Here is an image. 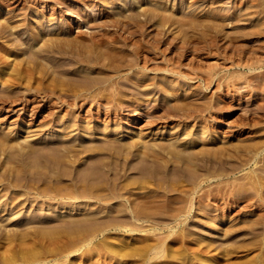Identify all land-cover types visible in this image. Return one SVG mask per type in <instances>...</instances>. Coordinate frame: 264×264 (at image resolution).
Listing matches in <instances>:
<instances>
[{
	"label": "rangeland",
	"instance_id": "374dc122",
	"mask_svg": "<svg viewBox=\"0 0 264 264\" xmlns=\"http://www.w3.org/2000/svg\"><path fill=\"white\" fill-rule=\"evenodd\" d=\"M10 1L0 0V25L1 22L9 20L8 22L12 23L9 24L14 26L11 32L13 35L6 33L5 39H0V61L2 60V63L0 62V264H6L11 260V264H207L209 254L215 256L213 262L216 264H222V261L224 264L225 262L235 264L236 260V264H238V262L254 258L257 249L245 251L241 248L235 250L229 248L225 252L224 248L228 249L235 240L233 238L232 243L228 244V234L226 235L224 230L234 224L236 228L235 226L233 228L238 230L242 219L244 221L252 217L250 220H256L257 216L251 210L256 209L257 206L253 205L240 212L235 210V212L228 213L226 223L224 222L225 227L218 221L219 215L221 212H225V208L230 206V203L225 204L222 200L219 201L218 196L213 200L207 199L204 203L199 195L211 184L213 191L219 189L218 182L223 178L232 180L235 177L237 181H234V184L239 181L242 183L243 181L238 175L244 176L255 167H258L255 169L258 172L259 166H264L262 162V160L264 161V0ZM15 37L20 39L19 43L16 42L17 44L13 42ZM53 40H55L54 45L51 42ZM90 40L98 41L99 45L94 46ZM47 43L48 47H53L48 48ZM57 43L58 45L55 46ZM36 48L42 51L38 52ZM67 48H69L68 51ZM59 49H62V52ZM70 50L74 52L73 57L78 55L76 60L75 58L74 60L67 59ZM63 52L64 54H62ZM75 54L77 55L75 56ZM36 57H39L38 60ZM86 57L87 59L89 57L90 60L87 61ZM82 58L85 60L80 61ZM91 58H94L93 61L95 59L97 61L93 62ZM62 64L67 65L63 67ZM250 65L255 67L252 66V69H249ZM28 69L29 71H27ZM51 69L53 71L50 72ZM57 73L63 74V76L54 75ZM69 75L71 76L69 77ZM120 76H122L121 79ZM90 80L91 82H89ZM122 86H125L124 90ZM127 86L128 88H126ZM73 91L87 95L100 92L101 98L97 103H86L80 109L59 108L60 100H72ZM121 91L123 92L121 93ZM60 96L62 97L60 98ZM108 96L109 98H107ZM111 106L116 109L114 108L111 112L105 111ZM252 120L253 122H251ZM183 132H187L188 135ZM78 138L80 140H77ZM196 138H200V140ZM114 139H119V143L136 140L135 142L139 143L138 146L142 145V142H144L142 146H149L148 144L152 142L151 146H154L155 142L162 146L164 142L166 147L172 145L169 149L175 147L173 148L175 151L170 150V157L169 154H163L160 158L162 160L158 159L157 161V165L161 163L164 165L162 161L168 157L169 159H167L170 161L167 162L166 168L170 169L174 166L173 175L169 171L171 174L168 176L171 178L170 183L167 178L157 190L132 189V192L137 195L138 200H136L139 204L140 200L144 198L148 200V197L152 198L151 200L154 198L160 200L157 204V200L154 199L155 206L154 204L152 206L154 211L150 210L152 207L146 209L148 212H153L152 214L156 215V218L150 216L154 220L149 219L151 222L143 223L144 231L142 232L123 234L113 231V233H108L107 228L110 227L105 226L112 223L113 216H116L110 210L114 206L117 208L119 201L116 202L108 197L99 203L94 199L81 196L83 190L88 191L84 189L88 184L82 179L87 174L84 168L93 163V160L96 163L101 159L95 152L101 144H103L101 147L103 150L109 149L113 144L117 145L115 143L118 141H114ZM161 139L162 141H160ZM166 139L173 142L174 145L167 143ZM70 141L71 143H69ZM110 141H113V144ZM64 142L69 143L68 145L71 147L73 145L74 149L78 147L76 150H80L84 146L94 147L95 150L93 149V153L78 154V157H75L74 166L69 169L68 158L63 156L62 152L60 153V150L64 148L61 149ZM124 142L122 144H125ZM65 143L63 146H67ZM119 143L118 145H120ZM54 144L56 147H52ZM93 145H96L97 148ZM252 145L254 146L253 150ZM48 146L54 149L50 150ZM201 146L205 149H201ZM239 148L241 149L239 150ZM243 148L248 149V155L246 149L243 153ZM255 148L256 150H254ZM100 149L99 151L102 152ZM217 149L222 152L221 155H218ZM211 150L216 154L214 155ZM200 151L201 153H198ZM249 151L254 152L252 154ZM106 152L108 151L106 150ZM106 152L103 151L100 157L103 160L108 158L107 160L112 162L113 159L106 156ZM207 152L210 154L206 156ZM230 153L234 155H230ZM135 154L134 159L130 155L127 156L129 164L132 166L139 164L141 155ZM184 155H186V159ZM190 155L191 158L194 157L193 160L190 159ZM200 155L213 156L211 157L212 163L215 164L209 162L208 164L211 166L207 165L206 169L202 168L199 165L202 163L199 161ZM222 155L225 159L221 157ZM244 155L248 156L246 158L249 161L245 160ZM198 156V161H196L195 157ZM214 156H220L221 163L224 165L215 160ZM239 157L246 163L240 161ZM120 159L122 160V158ZM171 159H175V161ZM220 159L218 158V160ZM225 161L229 163L230 167L226 165ZM229 161L234 165L231 166ZM182 162H186V164L181 165L184 164ZM235 164L237 166L239 164V167ZM176 166H182L184 170L178 171ZM216 166L218 170L214 171ZM223 166L229 171L224 169L227 171L224 172ZM231 167L234 169L230 170ZM81 170L85 173L80 172ZM176 170L179 172L178 176ZM189 172H192L190 176ZM214 172L216 173L214 174ZM180 173L182 174L180 175ZM230 173L233 174L230 175ZM136 174L138 173L131 174V178L138 177L139 174ZM79 175L82 180L77 179L80 177ZM148 175L145 174L147 177L143 178V176L142 178L146 180L154 178ZM159 176L162 178V175ZM73 177L76 179L73 180ZM211 177L212 180L207 182ZM78 180H81V185ZM148 180L147 186L155 184L153 180ZM214 181L216 183H213ZM177 184L180 188L177 187ZM217 184L219 186L216 188ZM168 187L171 189L168 190ZM189 187L191 188L189 189ZM245 187L246 191L235 190L240 201L244 200L243 197L247 191L249 193L252 191L249 185ZM70 188H72V192ZM262 188L261 190H263ZM67 189H69L68 192ZM70 192L74 194L73 197ZM235 192L234 194H236ZM154 195L156 196L154 197ZM184 201L186 203L181 204ZM159 205L166 209H162ZM257 208L259 209L261 206L258 205ZM160 209L164 211V214H160L161 216L158 217L160 212L163 213ZM109 214H113V216ZM85 215L88 217L86 218ZM166 215L168 217L165 218ZM109 216L113 219L110 220ZM88 219H94V221L98 219L99 222L98 220L95 223H93L94 221L89 222ZM86 220L90 224L91 222L95 224V227L90 229L91 225ZM100 223L105 224L101 225ZM153 225L160 226L159 228L162 229L154 231L151 228ZM169 226L173 227L172 230L167 228ZM101 227L103 228L100 229ZM239 228H244V225L242 224ZM186 233H189L190 237ZM172 235L174 236L172 237ZM245 237L244 241L246 242L243 244L256 243L252 240L254 237ZM89 239L91 241L87 243ZM237 239L236 243L240 240ZM250 239L252 242L248 241ZM205 240L207 241L205 242ZM49 241L53 242L50 244ZM142 241L143 243L139 244ZM217 241H221V244L223 242V246ZM207 242H210L209 246ZM154 243L160 244V248L163 249H152ZM131 244L133 245L131 246ZM206 246L209 247L206 248L207 250H205ZM99 247L100 249H98ZM222 247L223 252L220 249ZM216 249L218 250L216 251ZM63 250L65 251L63 252ZM159 250L162 252L160 251L159 255L158 253L156 255L155 252ZM208 250L209 253H207Z\"/></svg>",
	"mask_w": 264,
	"mask_h": 264
},
{
	"label": "bare ground",
	"instance_id": "6f19581e",
	"mask_svg": "<svg viewBox=\"0 0 264 264\" xmlns=\"http://www.w3.org/2000/svg\"><path fill=\"white\" fill-rule=\"evenodd\" d=\"M10 0H5V2H9ZM13 1V0H12ZM2 2H4V1H2ZM11 2V1H10ZM17 2V1H16ZM58 2V1H57ZM60 2V1H59ZM138 2V1H137ZM21 3V2H20ZM5 4V3H4ZM10 4V3H9ZM61 4V3H60ZM258 5V4H257ZM259 6V5H258ZM74 9V8H73ZM214 20V19H213ZM9 21V20H8ZM8 21H4V23H2L1 22V25H0V39L1 38H4L6 35V33L8 34H11V32H12V28L14 27V26H11L10 24H12V23H10V22H8ZM217 21V20H216ZM220 22H222V21H220ZM10 23V24H9ZM214 23V22H213ZM22 24V23H21ZM222 24V23H221ZM19 26V25H18ZM17 26V27H18ZM16 27V26H15ZM69 32V31H68ZM14 34H16V33H14ZM67 34V33H66ZM5 35V36H4ZM11 35H13V34H11ZM22 35V34H21ZM40 36V35H39ZM8 37V36H7ZM22 37V36H21ZM44 37V36H43ZM17 37H15L14 38V40H16V41H14L13 40V42L14 43H16V42H18L19 40H18V38L16 39ZM41 38V37H40ZM94 38V37H93ZM96 38V37H95ZM94 38V39H95ZM5 39V38H4ZM3 40V39H2ZM1 40V41H2ZM23 40V39H22ZM75 40V39H74ZM100 40V39H99ZM101 40H103V39H101ZM10 41V40H9ZM47 41V40H46ZM55 40H53V41H51V42H53L52 44L54 45V42ZM76 41V40H75ZM213 41V40H212ZM5 42V41H4ZM29 42V41H28ZM32 42V41H31ZM37 42V41H36ZM61 42V41H60ZM66 42V41H65ZM90 42H91V44H93L94 46L95 45H99L98 44V41H95V40H90ZM113 42V41H112ZM10 43V42H9ZM12 43V42H11ZM19 43V42H18ZM21 43V42H20ZM59 43V42H58ZM58 43L57 44H55V46H57L58 45ZM62 44H63V42H61ZM61 43H60V45H61ZM103 43H104V41H103ZM6 44H7V42H6ZM17 44V43H16ZM22 44V43H21ZM30 44V43H29ZM72 44H74V43H72ZM102 44V43H101ZM9 45V44H8ZM45 45V44H44ZM75 45V44H74ZM93 45H90V46H93ZM211 45V44H210ZM54 46V47H55ZM103 46V45H102ZM138 46V45H137ZM11 47V46H10ZM13 47H15V46H13ZM33 47V46H32ZM47 47H48V43H47ZM47 47L45 46V48L47 49ZM50 47V46H49ZM48 47V48H49ZM53 47V46H52ZM52 47H50V48H52ZM60 48H61V46H59ZM59 47H57V48H59ZM66 47V46H65ZM75 47V46H74ZM85 47V46H84ZM98 47V46H97ZM104 47V46H103ZM1 48V47H0ZM56 48V49H57ZM63 48V47H62ZM73 48V47H72ZM80 48V47H79ZM87 48V47H86ZM99 48V47H98ZM105 48H106V46H105ZM107 48H109V47H107ZM15 49V48H14ZM14 49H12V50H14ZM37 49V48H36ZM63 49H66V48H63ZM68 49L69 48H67V51H68ZM89 49V48H88ZM104 49V48H103ZM110 49H111V46H110ZM140 49V48H139ZM33 50V49H32ZM38 50V49H37ZM40 50V49H39ZM38 50V52H40V51H42V50H40L39 51ZM44 50V49H43ZM49 50V49H48ZM58 50V49H57ZM59 50H61V52H62V49H59ZM77 50V49H76ZM75 50V51H76ZM85 50V49H84ZM87 50V49H86ZM96 50V49H95ZM107 50H109V49H107ZM106 50V51H107ZM36 51V50H35ZM78 51V50H77ZM87 51H89V50H87ZM33 52V51H32ZM51 52V51H50ZM54 52H56V51H54ZM54 52H52L53 54H54ZM60 52V51H59ZM70 52H72V53H70ZM70 52L67 54V59H69V60H74V58H75V60H76V57L78 56L77 54H75V56L76 57H73L74 55H73V50H70ZM79 52V51H78ZM103 52V51H102ZM101 52V53H102ZM135 52V51H134ZM1 53V52H0ZM36 53V52H35ZM45 53V52H44ZM47 53V52H46ZM58 53V52H57ZM79 53H81V52H79ZM82 53H83V51H82ZM85 53H88V52H85ZM94 53V52H93ZM39 54V53H38ZM62 54H64V52L62 53ZM90 54H91V52H90ZM103 54V53H102ZM101 54V55H102ZM8 55V54H7ZM35 55H37V54H35ZM42 55V54H41ZM43 55H45V54H43ZM49 55V54H48ZM56 55V54H55ZM83 55V54H82ZM87 55V54H86ZM4 56V55H3ZM34 56V55H33ZM80 56V55H79ZM85 56V55H84ZM91 56V55H90ZM89 56V57H90ZM103 56V55H102ZM1 57V56H0ZM5 57V56H4ZM41 57V56H40ZM81 57V56H80ZM79 57V58H80ZM83 57V56H82ZM88 57V59L90 60V58ZM101 57V56H100ZM3 58V57H2ZM9 58V57H8ZM8 58L6 59V60H8ZM32 58V57H31ZM37 58V57H36ZM39 58V57H38ZM38 58H37V60H38ZM50 58V57H49ZM48 58V59H49ZM61 58V57H60ZM79 58H77L78 60H79ZM83 58H85V57H83ZM83 58L82 59H80V61L81 60H83ZM95 58V57H94ZM94 58H91L92 59V61H93V59ZM5 59H3V60H5ZM58 59V58H57ZM88 59H87V57H86V60L88 61ZM35 60V59H34ZM85 60V59H84ZM83 60V61H84ZM100 60V58L98 59V61ZM145 60V59H144ZM2 61V60H1ZM0 61V62H1ZM82 61V62H83ZM94 61H97V59H95ZM93 61V62H94ZM147 61V60H146ZM36 62V61H35ZM48 62V61H47ZM2 63V62H1ZM8 63H9V61H8ZM61 63V62H60ZM90 63V62H89ZM35 64V63H34ZM50 64V63H49ZM75 64V63H74ZM253 64V63H252ZM13 65V64H12ZM52 65V64H51ZM55 65V64H54ZM53 65V66H54ZM60 65V64H59ZM67 65V64H66ZM66 65H63L62 64V66L63 67H65ZM71 65H73L72 63H71ZM243 65V64H242ZM248 65V64H247ZM11 66V65H10ZM23 66V65H22ZM50 66V65H49ZM246 66V65H245ZM252 66H254V65H252ZM252 66L250 65L248 68L249 69H252ZM12 67V66H11ZM46 67V66H45ZM51 67V66H50ZM71 67V66H70ZM247 67V66H246ZM255 67V66H254ZM13 68V67H12ZM28 68V67H27ZM26 68V69H27ZM47 68V67H46ZM45 68V69H46ZM52 68V67H51ZM17 69V68H16ZM20 69H22V68H20ZM25 69V70H26ZM48 69V68H47ZM50 69V68H49ZM53 69V68H52ZM50 70V72L51 71H53V70ZM56 69V68H55ZM24 70V71H25ZM57 70H58V68H57ZM57 70H55V71H57ZM9 71V70H8ZM27 71H29V69L27 70ZM31 71V70H30ZM23 72V71H22ZM32 72V71H31ZM49 72V71H48ZM59 72V71H58ZM27 73V72H26ZM46 74H47V72H46ZM53 74V73H52ZM58 74H60V73H57V74H54V75H58ZM69 74V73H68ZM67 74V75H68ZM77 74V73H76ZM106 74V73H105ZM61 75V74H60ZM65 75V74H64ZM67 75H65V76H67ZM82 75V74H81ZM80 75V76H81ZM5 76V75H4ZM10 76V75H9ZM25 76H27V75H25ZM29 76H30V74H29ZM59 76V75H58ZM61 76H63V74L61 75ZM71 75H69V77H70ZM78 76V75H77ZM102 76V75H101ZM104 76H106V75H104ZM103 76V77H104ZM6 77V76H5ZM4 77V78H5ZM12 77V76H11ZM79 77V76H78ZM83 77V76H82ZM109 77V76H108ZM121 77L122 76H120V79H121ZM3 78V79H4ZM75 78H76V75H75ZM107 78V77H106ZM1 79V78H0ZM12 79V78H11ZM116 79V78H115ZM13 81H14V79H12ZM85 80V79H84ZM106 80V79H105ZM119 80V79H118ZM117 80V81H118ZM208 80V79H207ZM259 80V79H258ZM4 81V80H3ZM74 81H76V80H74ZM102 81V80H101ZM113 81V80H112ZM121 81V80H120ZM206 81V80H205ZM86 82V81H85ZM89 82H91V80L89 81ZM93 82V81H92ZM95 82V81H94ZM99 82H100V80H99ZM98 82V83H99ZM103 82V81H102ZM101 82V83H102ZM146 82H149V81H146ZM83 83V82H82ZM121 83V82H120ZM126 83V82H125ZM83 84H85V83H83ZM115 84V83H114ZM82 85V84H81ZM119 85H121V84H119ZM118 85V86H119ZM124 85V84H123ZM143 85V84H142ZM148 85V84H147ZM250 85V84H249ZM249 85H248V88H249ZM256 85V84H255ZM83 86V85H82ZM109 86H111V87H113L112 85H109ZM129 86V85H128ZM128 86L126 87V88H128ZM134 86H136V85H134ZM141 86V85H140ZM145 86V85H144ZM149 86V85H148ZM251 86V85H250ZM108 87V86H107ZM116 87V86H115ZM123 87V90H124V87L125 86H122ZM152 87V86H151ZM100 88V87H99ZM110 88V87H109ZM125 88V89H126ZM145 88V87H144ZM149 88V87H148ZM163 88H166V87H163ZM253 88V87H252ZM87 89V88H86ZM161 89V88H160ZM76 90V89H75ZM84 90V89H83ZM100 90V89H99ZM102 90V89H101ZM108 90V89H107ZM120 90V89H119ZM118 90V91H119ZM128 90V89H127ZM130 90V89H129ZM164 89H162V91H163ZM8 91V90H7ZM6 91V92H7ZM10 91V90H9ZM8 91V92H9ZM77 91V90H76ZM94 91V90H93ZM109 91V90H108ZM113 91V90H112ZM165 91V90H164ZM167 91V90H166ZM169 91V90H168ZM102 92L104 93V91L102 90ZM116 92V91H115ZM120 92V91H119ZM123 91H121V93H122ZM132 92V91H131ZM150 92H152V91H150ZM14 93V92H13ZM73 93H74V91H73ZM91 93H93V92H91ZM100 93V92H99ZM99 93H97V94H79V93H74L72 96V100H68L67 101V99L65 100V101H63V100H60L59 101V103H60V105L58 106L59 108L60 107H70L71 109H73V108H75V109H80L84 104H86V103H89V104H91V103H97V101H99L100 100V95H99ZM121 93H120V96H121ZM139 93H140V91H139ZM165 93V92H164ZM163 93V94H164ZM119 94V93H118ZM144 94H145V92H144ZM147 94H148V92H147ZM168 94V93H167ZM171 94V93H170ZM9 95H10V93H9ZM8 95V96H9ZM60 95H62V94H60ZM99 95V96H98ZM102 95H104V94H102ZM117 95V94H116ZM124 95V94H123ZM139 95V94H138ZM7 96V97H8ZM11 96V95H10ZM106 96H107V93H106ZM105 96V97H106ZM141 96V95H140ZM145 96V95H144ZM6 97V96H5ZM62 96H60V98H61ZM122 97H124V96H122ZM134 97V96H133ZM136 97V96H135ZM59 98V97H58ZM107 98H109V96L107 97ZM4 98H2V100H3ZM11 99H13V98H11ZM69 99V98H68ZM137 99V98H136ZM140 99V98H139ZM7 100H9L8 98H7ZM6 100V101H7ZM56 100V99H55ZM141 100V99H140ZM140 100H139V102H140ZM4 101H5V99H4ZM10 101V100H9ZM67 101V102H66ZM138 101V100H137ZM58 102V101H57ZM115 105V104H114ZM44 106V105H43ZM44 108V107H43ZM102 108V107H101ZM115 107H109L108 109H105V111H107V112H111L113 109H114ZM52 109V108H51ZM116 109V108H115ZM124 109V108H123ZM220 109V108H219ZM109 110V111H108ZM166 110V109H165ZM104 111V112H105ZM50 112V111H49ZM87 112V111H86ZM103 112V113H104ZM140 112V111H139ZM48 113V112H47ZM165 113H166V111H165ZM169 113V112H168ZM49 115H50V113H48ZM89 114V113H88ZM264 114V113H263ZM264 116V115H263ZM63 117V116H62ZM185 117V116H184ZM188 117V116H187ZM264 118V117H263ZM62 119V118H61ZM252 119H253V117H252ZM60 121V120H59ZM259 121V120H258ZM251 122H253V120L251 121ZM255 122H257V121H255ZM249 123H250V121H249ZM259 123V122H258ZM253 124H255V123H253ZM257 124V123H256ZM59 125V124H58ZM244 125V124H243ZM249 125V124H248ZM66 130V129H65ZM191 130V129H190ZM71 132V131H70ZM80 132V131H79ZM184 134H186L185 132H183ZM85 134V133H84ZM183 135V134H182ZM186 135H188V134H186ZM86 136V135H85ZM136 136H139V135H136ZM89 137V136H88ZM201 137V136H200ZM60 138H61V136H60ZM105 138V137H104ZM71 139V138H70ZM107 139V138H106ZM137 139H138V137H137ZM197 139V138H196ZM76 140V139H75ZM77 140H80L79 138L77 139ZM113 140V139H112ZM117 140V139H116ZM115 139H114V141H116ZM119 140V139H118ZM117 140V141H118ZM133 140H135V139H133ZM197 140H200V138L199 139H197ZM72 141H73V139H72ZM136 141V140H135ZM129 142V141H127L128 143H125L124 141V143L125 144H122V143H119V141H118V143L120 144V145H118V143H115V144H117V145H114L113 144V141H110V143L112 142V144H113V146L111 147L110 146V148L109 149H106L108 152H106V150H103V148H101V147H103V144H101V146L99 147V149L100 150H102V152L103 151H105L106 152V156H108L109 158H111V159H113V160H111L112 162H109L107 159L108 158H106L105 160H103L102 159V157H100L102 154V152L101 151H99V149H97L95 152H97V154H99V161H96V163H95V160H93L94 162L93 163H90L86 168H84V171L87 173V174H85V177L84 178H82L85 182H87V187L86 188H84V189H87L88 191H84L83 189V191H82V193H81V196H84V197H88V198H90V199H94L96 202H101V200L102 199H104V198H110V199H112V200H116V202L117 201H119V202H117V208H115V206H114V208H112L110 211H111V213L112 212H114L115 214H116V216L114 217L113 216V214L111 215V214H109V215H111V216H113V218H110V216H109V219L111 220V219H113L112 220V223H107V224H109V225H106L105 227H107V226H109L110 228H107L108 230H107V232L108 233H113V231H115L116 233H118V232H120V233H123V234H125V233H128V234H131V233H133V232H136V231H144L143 229H142V225H143V223H146V222H151L149 219H152V220H154V218H152V217H150V216H153V217H155L156 218V215H153L152 213L153 212H148L147 210L149 209V208H151L152 206H153V204L155 203L154 201L155 200H157L158 198H154L153 200H151V199H149V197H148V200L147 199H145L144 197V199L143 200H140V204H139V202L137 201L138 199L136 198V194L134 193V192H132L133 190V188H141V190H142V188H148V189H151V190H157V188H159V186H160V184H161V186H162V182H164L165 183V180H167V178H169L168 176L169 175H171V174H169V171H170V173H172V175H173V173H174V166L173 167H170V169L169 168H166V166H167V162L168 161H170V160H168L167 158H166V160L165 161H162V162H164V165L162 164H158L157 165V161H158V159H160L161 157H162V155L164 154V155H166V154H169L168 156L170 157V150H172L173 148H175V147H172V149H169V147L171 148V146L172 145H170V146H168L167 145V143H171V141L169 142L167 139H166V141H168L167 143H166V145L168 146V147H166L165 145H164V142H163V145L165 146H160V143L159 144H153L154 146H151L152 145V143L151 144H148L149 146H142V145H144V142H142V145H140V146H138V142ZM158 141V140H157ZM160 141H162V139L160 140ZM57 142V141H56ZM86 142V141H85ZM88 142V141H87ZM86 142V143H87ZM147 142V141H146ZM61 143V142H60ZM65 143V142H64ZM64 143H62V145H61V149H62V147H64L62 150H60V153L62 152L64 155L63 156H65V157H67L68 159V163L69 164H67L68 165V168L69 167H71L72 168V166H74V162L76 161L75 160V157L78 155V154H83V153H89V152H91V153H93L94 152V147H83V145H82V149H80V150H76V149H78V147L76 148V149H74V148H72V147H74L73 145H72V147L70 146V145H68L69 143H71V141L68 143V144H66L67 146H63V144ZM104 143V142H103ZM106 143V142H105ZM108 143V142H107ZM106 143V144H107ZM110 143H108V144H110ZM258 143H260L259 141H258ZM74 144V143H73ZM78 144H79V141H78ZM81 144V143H80ZM105 144V145H106ZM141 144V143H140ZM161 144H162V142H161ZM171 144H173V142L171 143ZM264 144V143H263ZM56 145H58V144H56ZM84 145H85V143H84ZM89 145H90V142H89ZM88 145V146H89ZM105 145H104V147H105ZM145 145H147L146 143H145ZM159 145V146H158ZM174 145V144H173ZM219 145V144H218ZM218 145H216V146H218ZM87 146V145H86ZM92 146V145H91ZM93 146H96V145H93ZM109 146V145H108ZM210 146V145H209ZM208 146V147H209ZM214 146V145H213ZM253 146V145H252ZM258 146V145H257ZM261 146V145H260ZM49 147V146H48ZM52 147H56L55 146V144H54V146H52ZM66 147V148H65ZM207 147V146H206ZM236 147V146H235ZM243 147V146H242ZM50 148V150H53V149H51V146L49 147ZM60 148V146L57 148V150ZM79 148H81V147H79ZM96 148H97V146H96ZM182 148V147H181ZM184 148V147H183ZM202 148H204V147H202L201 146V149ZM215 148V147H214ZM220 148V147H219ZM247 148V147H246ZM246 148H243V153H244V149H246ZM253 148H254V146L252 147V150H253ZM94 149V150H93ZM205 149V148H204ZM210 149V148H209ZM221 149V148H220ZM241 148H239V150H240ZM23 150V149H22ZM27 150H29V149H27ZM174 150V149H173ZM181 150V149H180ZM222 150V149H221ZM235 150H237V149H235ZM247 151V155H248V149H246ZM254 150H256V148L254 149ZM258 150V149H257ZM262 150V149H261ZM260 150V151H261ZM100 153H99V152ZM175 151V150H174ZM186 151H187V149H186ZM190 151V150H189ZM212 151V150H211ZM215 151V150H214ZM217 151H218V149H217ZM216 151V152H217ZM227 152H228V150H226ZM226 151H224V153L226 152ZM242 151V150H241ZM259 151V152H260ZM58 152H59V150H58ZM138 153V156L139 155H141V156H139L140 157V159H139V164H137V165H135V166H132V165H130L129 164V159L127 158V156L128 155H130L131 156V158L133 157V159L135 158V156H136V154L135 153ZM188 152V151H187ZM213 152V151H212ZM235 152V151H234ZM254 152V151H253ZM253 152L252 151H249V153H252L253 154ZM57 153V152H56ZM140 153V154H139ZM174 153V152H173ZM181 153H182V150H181ZM186 153V152H185ZM190 153H192V152H190ZM198 153H201V151L200 152H198ZM214 153V155L216 154L215 152H213ZM213 153H211V154H213ZM261 153V152H260ZM259 153V154H260ZM59 154V153H58ZM184 154V153H183ZM189 154V153H188ZM194 154V153H193ZM208 154H210V153H208L207 152V154H206V156L208 155ZM222 154V152L220 151H218V155H221ZM233 154V153H232ZM231 153H230V155H232ZM238 154V153H237ZM264 154V153H263ZM262 154V155H263ZM61 155V154H60ZM89 155V154H88ZM94 155H95V153H94ZM93 155V156H94ZM104 155V154H103ZM195 155V154H194ZM193 155V156H194ZM198 155V154H197ZM225 155H227V153H225ZM234 155V154H233ZM239 155V154H238ZM250 155V154H249ZM84 156H86V155H84ZM97 156V155H96ZM95 156V157H96ZM105 156V155H104ZM185 156V159H186V155H184ZM196 156V155H195ZM201 156V158H200V160L199 161H201L202 163H204L203 164V166H202V163L200 164L199 163V165L202 167V168H204L205 167V169H206V167H207V165H210L211 166V164H213L212 163V158L211 157H213V156H211V157H206L205 155H200ZM202 156H204V157H202ZM236 156V155H235ZM234 156V157H235ZM240 156V155H239ZM242 156V155H241ZM251 156V155H250ZM61 157H62V155H61ZM78 157V156H77ZM95 157H94V159H95ZM98 157V156H97ZM190 157V159H192L193 160V158L194 157H192L191 158V155L189 156ZM222 158H224L225 159V157H224V155H222L221 156ZM228 157V156H227ZM231 157V156H230ZM238 157V156H237ZM236 157V158H237ZM244 157H245V155H244ZM246 157H248V156H246ZM245 157V160L246 159H248V158H246ZM255 157H256V155H255ZM120 158H122V160L120 159ZM130 158V159H131ZM172 158V157H171ZM187 158H188V156H187ZM196 159V161H198V158H199V156L198 157H195ZM218 158L220 159V156H218V157H215L214 156V159L215 160H217V161H219L220 163L222 162L221 160L222 159H220V160H218ZM240 158V157H239ZM242 158H243V156H242ZM251 158V157H250ZM259 158V157H258ZM261 158V157H260ZM77 159V158H76ZM83 159V158H82ZM93 159V158H92ZM97 159V158H96ZM184 158H183V160H185ZM223 159V160H224ZM235 159V158H234ZM10 160V159H9ZM98 160V159H97ZM108 162H107V161ZM160 160H162V159H160ZM172 161L174 160L175 161V159H171ZM211 160V161H210ZM237 160H238V158H237ZM259 160V159H258ZM82 161V160H81ZM132 161H134L135 162V160H132ZM176 161H177V159H176ZM217 161H215V162H217ZM240 161H243V160H241V158H240ZM246 161H249V159L248 160H246ZM246 161L244 162L243 161V163H246ZM63 162H64V160H63ZM158 162V163H159ZM186 162H187V160H186ZM186 162L184 163V162H182V163H184V164H181V165H185L186 164ZM189 162V161H188ZM211 163V164H208V163ZM218 162V163H219ZM225 162H227V161H225ZM230 162V164H231V161H229ZM261 162V161H260ZM259 162V163H260ZM262 162H263V164H264V161L262 160ZM80 163V162H79ZM178 163V162H177ZM196 163V162H195ZM233 163H235V162H233ZM242 163V162H241ZM242 163V164H243ZM248 163V162H247ZM250 163V162H249ZM248 163V164H249ZM88 164V163H87ZM131 164H133V163H131ZM172 164H173V162H172ZM171 164V165H172ZM198 164V163H197ZM215 164V163H214ZM222 164V163H221ZM236 164H237V162H236ZM235 164V165H236ZM248 164H246V165H248ZM67 165H66V167H67ZM85 166H86V164H84ZM134 165V164H133ZM161 165V166H160ZM175 165V164H174ZM198 165V166H199ZM222 165H224V164H222ZM226 165L227 166H229V163L227 162L226 163ZM232 165H234V164H231V166ZM244 166H245V164H243ZM253 165V164H252ZM62 166H63V164H62ZM199 166V167H200ZM209 166V167H210ZM218 166V165H217ZM216 166V169H214V171L215 170H218L217 168L220 166H218L217 167ZM237 166V165H236ZM236 166H234V167H236ZM255 166V165H254ZM257 166H258V164H257ZM84 167V166H83ZM194 167H195V165H194ZM201 167L199 168V169H201ZM208 167V168H209ZM215 167V166H214ZM224 168H223V170L224 169H226V167L225 166H223ZM230 167V166H229ZM234 167H233V169H234ZM237 167H239V164H238V166ZM260 167H261V169H260ZM71 168H69V169H71ZM176 169H178V171L179 170H181V169H183V167L182 166H180V167H175ZM184 168H185V166H184ZM187 168H188V165H187ZM211 168V167H210ZM219 168H222V166L221 167H219ZM228 168V167H227ZM241 168V167H240ZM243 168V167H242ZM256 168H258V167H255V169ZM83 169V168H82ZM172 169H174L173 171H172ZM205 169H204V171H205ZM232 169V167H231V169L230 170H233ZM235 169H237V168H235ZM245 169V168H244ZM250 170L248 173H246V174H244V176H242V175H238V177H241L240 179L243 181L242 183L239 181V183H237V182H235V184H234V181H237L236 179L237 178H235V177H233L234 179H230V178H227V179H221L219 182H218V184H220V187H219V189H216V191H213V189H211V185L209 186V188L208 189H203L204 191L203 192H201V195H199V197L201 198V200L205 203V200H207V199H209V200H213V199H215L217 196H218V199H219V201L220 200H222L225 204H227V203H230V206H227L226 208H225V212L224 213H222L221 211V213H220V215H219V222L220 223H223L222 225L224 226L225 224H224V222L226 221V215L228 214V213H231L232 211H234L235 212V210L237 211V212H240L241 210H243V209H245V208H247V207H252L253 205L254 206H257L258 207V205H260L261 206V208H257L256 207V209H253V210H251V212H254V214L257 216V217H255L256 218V220H250L251 218L249 217V219H246V220H244L243 221V219H242V221H241V223L244 225V228H239V226L241 227V225H239L238 226V230L237 229H235L236 228V226H235V224L233 225V226H235V228H233V226H231V227H227V228H225V232H226V235L228 234V236H227V238L230 240H228V244L229 243H232L231 241H233L232 239L234 238V240L236 241V239L240 236V237H242V238H238L237 240H239L237 243L235 242V241H233L234 243H232V244H230V246L228 247V246H226V247H228V249H225L224 248V250H225V252H226V250H229V248H231V249H236V248H241L242 250H245V251H255L254 249H257V254H256V256H254V258L252 257V259H247V260H245L244 262H238V264H264V188H262L263 186H264V166H259V169H257V171L258 172H256V170ZM184 170V169H183ZM185 170H186V168H185ZM202 170V169H201ZM212 169H210V171H211ZM227 171H229L228 169H226ZM10 171V170H9ZM9 171H8V173H9ZM71 171V170H70ZM84 171H80V172H84ZM189 171V170H188ZM203 171V172H204ZM209 171V170H208ZM227 171H225L224 170V172H227ZM235 171V170H234ZM79 172V171H78ZM84 172V173H85ZM176 172H177V170H176ZM197 172H199V171H197ZM212 173H213V171H211ZM233 172V171H232ZM10 173H11V171H10ZM83 173V174H84ZM134 173H138V174H136V175H138V177L136 178H131L132 177V175L131 174H134ZM148 173H149V175H148ZM178 173L179 172H177V176H178ZM192 172H189L188 174H189V176H190V174H191ZM206 173H207V171H206ZM216 172H214V174H215ZM236 174H237V172H235ZM260 173H263V174H260ZM75 174H76V172H75ZM82 174V175H83ZM141 174V175H140ZM145 174H147L149 177H151V176H153L154 178H149V180L148 181H154L155 182V184H152L151 186L150 185H148L147 186V184H146V182H147V180L146 179H143V178H146L147 176H145ZM182 173H180V175H181ZM187 174V173H186ZM186 174H184V175H186ZM188 174L186 175V176H188ZM217 174H218V172H217ZM220 174V173H219ZM226 175H227V173H225ZM233 173H230V175H232ZM63 175V174H62ZM159 175H162V178L159 176ZM209 175V174H208ZM208 175H207V177H208ZM221 175V174H220ZM9 176V175H8ZM10 176H11V174H10ZM64 176V175H63ZM69 176V175H68ZM67 176V177H68ZM80 177L79 178H77V179H81V175H79ZM144 176V177H143ZM176 176V175H175ZM214 176V175H213ZM12 177V176H11ZM134 177V176H133ZM143 177V178H142ZM155 177H158V178H155ZM160 177V178H159ZM164 177V178H163ZM173 178H174V176H172ZM196 177V176H195ZM10 178V177H9ZM74 178V177H73ZM192 178H193V176H192ZM206 178V177H205ZM76 178H74L73 180H75ZM81 179V180H82ZM170 179L171 178H169L168 180V182L170 183L171 181H170ZM181 179V178H180ZM239 179V180H240ZM80 180V181H81ZM146 180V181H145ZM176 180H177V178H176ZM186 180H189L188 178H186ZM212 180V177L210 178V179H208L207 180V182L208 181H211ZM68 181V180H67ZM77 181V180H76ZM79 181V180H78ZM80 181H79V185H81L80 184ZM83 181V182H84ZM191 181H193V180H191ZM190 181V182H191ZM216 181H217V179H216ZM153 182V183H154ZM167 182V183H168ZM149 183V182H148ZM152 183V182H151ZM178 183V182H177ZM180 183V182H179ZM213 183H216L215 181L213 182ZM83 184V183H82ZM85 184V183H84ZM173 184V183H172ZM216 185V188H217V186H219V185ZM167 185V184H166ZM175 185V184H174ZM194 185V184H193ZM215 185V184H214ZM247 185H249V187L250 188H252V191L249 193V191H247V193L246 194H244L245 196L243 197V201H240V198H238L236 195H238L236 192H235V190L236 189H243L244 191H246L247 189H246V187L245 186H247ZM75 186V185H74ZM171 186V185H170ZM196 186V185H195ZM222 186V187H221ZM12 187V186H11ZM80 187V186H79ZM84 187V186H83ZM172 187V186H171ZM177 187H179L180 188V186H178V184H177ZM194 187V186H193ZM238 187V188H237ZM82 188V187H81ZM178 188V189H179ZM191 187H189V189H190ZM203 188V187H202ZM205 188V187H204ZM213 188H214V186H213ZM261 188L263 189V190H261ZM72 188H70V190H71ZM160 189H162L163 190V188H160ZM167 189V188H166ZM171 189V188H170ZM169 189V187H168V190H170ZM173 189V188H172ZM188 189V190H189ZM68 190L69 189H67V192H68ZM76 190H78L77 188H76ZM76 190H75V192H76ZM81 190V189H80ZM139 190V189H138ZM137 190V191H138ZM167 190V191H168ZM174 190H175V187H174ZM177 190V189H176ZM201 191H202V189H200ZM243 190H240L241 192H243ZM58 191V190H57ZM73 190H71V192H72ZM79 191V190H78ZM180 191V190H179ZM186 191V190H185ZM66 192V193H67ZM70 192V193H71ZM141 192V191H140ZM200 192V191H199ZM213 192H215V193H213ZM234 192L236 193V194H234ZM66 193H64V195L66 194ZM70 193H69V195H70ZM126 193L128 194L127 196H126ZM168 193V192H167ZM239 193V192H238ZM245 193V192H244ZM138 194V193H137ZM240 194H243V193H240ZM67 195V194H66ZM72 195H74V194H72L71 193V196ZM77 195H80V194H77ZM76 195V196H77ZM164 195V194H163ZM236 197H235V196ZM70 196V197H71ZM75 196V197H76ZM156 195H154V197H155ZM240 196V195H239ZM73 197V196H72ZM77 197H79V196H77ZM132 197V199H130ZM135 197V198H134ZM140 197V196H139ZM138 197V198H139ZM142 197V196H141ZM140 197V198H141ZM153 197V196H152ZM179 197V196H178ZM191 197V196H190ZM193 197V196H192ZM159 198H161L160 197V195H159ZM163 198V197H162ZM172 198H173V196H172ZM175 198V197H174ZM117 199H119V200H117ZM123 199H124V202H123ZM137 199V200H136ZM176 199V198H175ZM9 200V199H8ZM105 200H107V199H105ZM169 200H171L172 201V199H169ZM174 200V199H173ZM179 200V199H178ZM180 200H181V198H180ZM11 201V200H10ZM110 201V200H109ZM159 201L160 200H157L156 202H158L157 204H159ZM164 201V200H163ZM170 201V202H171ZM177 201V200H176ZM189 201V200H188ZM216 201V200H215ZM115 203V202H114ZM160 203H162V202H160ZM164 203V202H163ZM184 203H186L185 201L182 203L181 202V204H184ZM116 204V203H115ZM157 204H156V206H157ZM166 204V203H165ZM164 204V205H165ZM176 204V203H175ZM179 204V203H178ZM118 205H120V206H118ZM162 205V204H161ZM161 205H159L160 207H162ZM171 205V204H170ZM170 205H169V207H170ZM180 205V204H179ZM187 205V204H186ZM154 206H155V204H154ZM166 206V205H165ZM113 207V206H112ZM158 207V206H157ZM167 207V206H166ZM168 207V208H169ZM184 207V206H183ZM182 207V208H183ZM190 207V206H189ZM148 208V209H147ZM155 208V207H154ZM171 208H172V206H171ZM178 208V207H177ZM181 208V209H182ZM147 209V210H146ZM157 209V208H156ZM162 209H166V208H164V206L162 207ZM162 209H160V210H162ZM175 209V208H174ZM180 209V208H179ZM150 210H152V211H154L153 210V207L150 209ZM168 210V209H167ZM170 211H171V209H169ZM188 210V209H187ZM187 210H185V211H187ZM222 210V209H221ZM157 211H159L158 209H157ZM163 211V210H162ZM179 211V210H178ZM177 211V212H178ZM181 211V210H180ZM109 212V211H108ZM168 212V211H167ZM167 212H166V214H167ZM100 213V212H99ZM110 213V212H109ZM151 213V214H150ZM159 213V212H158ZM157 213V214H158ZM172 213V215H173V212H171ZM184 213V212H183ZM97 214V213H96ZM114 214V215H115ZM162 215V214H164V211H163V213L162 212H160L159 214H158V217H159V215ZM179 214V213H178ZM94 215V214H93ZM98 215V214H97ZM160 215V216H161ZM190 215V214H189ZM254 215V216H255ZM86 216V215H85ZM91 216H92V214H91ZM108 216V215H107ZM107 216H105V217H107ZM83 217V216H82ZM88 216H86V218H87ZM163 217V216H162ZM162 217H160V218H162ZM165 218L166 217H168L167 215L166 216H164ZM190 217V216H189ZM85 218V219H86ZM102 218V217H101ZM103 219V218H102ZM162 219H164V218H162ZM184 219V218H183ZM96 220H98V219H96ZM96 220L94 221V219L92 220H89L88 219V221L90 222V221H94L93 223H95L96 222ZM110 220H108V221H110ZM157 220V219H156ZM155 220V221H156ZM167 220H171V219H167ZM178 220V219H177ZM203 220V219H202ZM211 220V219H210ZM107 221V220H106ZM105 221V222H106ZM161 221V220H160ZM159 221V222H160ZM187 221V220H186ZM199 221V220H198ZM207 221V220H206ZM86 222H87V220H86ZM89 222H87L88 224H90ZM92 222H91V227H90V225H89V227H90V229L92 228V227H95V224H92ZM98 222H99V220H98ZM97 222V223H98ZM102 222V221H101ZM164 222H165V220H164ZM179 222V221H178ZM210 222V221H209ZM212 222V221H211ZM85 223V222H84ZM166 223V222H165ZM177 223V222H176ZM181 223V222H180ZM202 223V222H201ZM226 223V222H225ZM75 224V223H74ZM101 224V223H100ZM103 224V223H102ZM101 224V225H102ZM105 224V223H104ZM103 224V225H104ZM152 224V223H151ZM154 224V223H153ZM187 224V223H186ZM214 224H215V222H214ZM68 225H69V223H68ZM79 225H80V223H79ZM101 225H98V226H101ZM150 225V224H149ZM165 225V224H164ZM171 225V224H170ZM207 225V224H206ZM220 225V224H219ZM237 225V224H236ZM97 226V225H96ZM145 226V225H144ZM146 226H147V224H146ZM197 226V225H196ZM104 227V226H103ZM103 227H101L100 229H102ZM160 227V226H159ZM159 227H157L156 225H153V227H151L154 231L155 230H160V229H162V228H159ZM164 227V226H163ZM194 227V226H193ZM192 227V228H193ZM204 227V226H203ZM222 227V226H221ZM225 227H226V225H225ZM67 228H68V226H67ZM66 228V229H67ZM169 230H172V228L173 227H167ZM194 228H196V227H194ZM193 228V229H194ZM224 228V227H223ZM68 229H70V228H68ZM88 229V228H87ZM182 229V228H181ZM197 229V228H196ZM52 230V229H51ZM56 230V229H55ZM103 230H105V229H103ZM198 230H200V229H198ZM237 230V231H236ZM50 231V230H49ZM53 231V230H52ZM63 231V230H62ZM100 231V230H99ZM102 231V230H101ZM185 231V230H184ZM187 231V230H186ZM201 231V230H200ZM205 231V230H204ZM51 232V231H50ZM67 232V231H66ZM103 233H104V231H102ZM159 232V231H158ZM208 232V231H207ZM206 232V233H207ZM213 232V231H212ZM23 233H26V232H23ZM56 233V232H55ZM184 233V232H183ZM202 233V232H201ZM203 233H205V232H203ZM209 233V232H208ZM21 234V233H20ZM67 234V233H66ZM88 234V233H87ZM146 234V233H145ZM161 234V233H160ZM167 234V233H166ZM174 234V233H173ZM187 234V233H186ZM189 234V233H188ZM187 234V235H188ZM190 234H192V233H190ZM209 234H211V232L209 233ZM222 234V233H221ZM224 234V233H223ZM222 234V235H223ZM84 235V234H83ZM85 235H86V233H85ZM193 235V234H192ZM204 235V234H203ZM218 235H220V234H218ZM225 234L223 235V236H226ZM59 236V235H58ZM92 236H94V235H92ZM123 236V235H122ZM156 236V235H155ZM155 236H154V238H155ZM158 236V235H157ZM174 235H172V237H173ZM189 236V235H188ZM209 236V235H208ZM222 236V237H223ZM245 236H248L249 238H252V237H254L252 240H254V241H256V243H253V244H251V243H247V245L248 244H250L249 246H247L245 243V245L243 244V242H246V241H244V240H246L245 238ZM81 237V236H80ZM84 237H87V236H84ZM108 237V236H107ZM111 237V236H110ZM146 237V236H145ZM149 237V236H148ZM152 237V236H151ZM159 237V236H158ZM161 238L163 237V234H162V236H160ZM190 237V236H189ZM218 237H221V236H218ZM235 237H237V238H235ZM255 237L257 238L256 240H255ZM64 238V237H63ZM113 238V237H112ZM157 238V237H156ZM214 238V237H213ZM69 239V238H68ZM81 239H82V237H81ZM160 239V238H159ZM159 239H157V240H159ZM50 240V239H49ZM56 240V239H55ZM83 240V239H82ZM154 240V239H153ZM202 241H203V239H201ZM220 240V239H219ZM226 240V239H225ZM90 241H91V239H89V240H87V243H90ZM100 241V240H99ZM103 241V240H102ZM149 241V240H148ZM152 241V240H151ZM207 240H205V242H206ZM222 241V240H221ZM220 241V242H221ZM227 241V240H226ZM249 242L251 241V239L250 240H248ZM50 242V241H49ZM51 242H53V241H51ZM51 242H50V244H51ZM79 242V241H78ZM155 242H156V240H155ZM159 242V241H158ZM211 243H213L212 241H210ZM210 242H207L208 243V246H209V244H210ZM217 242H219V241H217ZM219 242V244H221ZM223 242H225L224 240H223ZM222 242V246H223V243ZM252 242V241H251ZM122 244H123V242H121ZM143 243V241L141 242V243H139V244H142ZM215 244H216V242H214ZM49 244V245H50ZM99 244V243H98ZM163 244V243H162ZM218 244V243H217ZM218 244V245H219ZM226 244V243H225ZM47 245H48V242H47ZM97 245V244H96ZM100 245V244H99ZM98 245V246H99ZM113 245L115 246V244L113 243ZM133 244H131V246H132ZM135 245V244H134ZM155 245V246H154ZM154 245L152 246V249H163L162 247L160 248V244L158 245L157 243H154ZM158 247H157V246ZM60 246V245H59ZM85 246V245H84ZM128 246V245H127ZM163 246V245H162ZM208 246H206L205 247V250H207L209 247ZM91 247V246H90ZM147 247H149V246H147ZM217 247V246H216ZM221 247V246H220ZM62 248V247H61ZM92 248V247H91ZM97 248V247H96ZM207 248V249H206ZM215 248V247H214ZM63 249H65V248H63ZM98 249H100V247L98 248ZM125 249V248H124ZM147 249H150V248H147ZM198 249V248H197ZM197 249H194V250H197ZM221 249V251L223 250V247L222 248H220ZM219 249V250H220ZM230 249V250H231ZM59 250H61V249H59ZM84 250V249H83ZM146 250V249H145ZM205 250H203V251H205ZM218 249H216V251H217ZM238 250V249H237ZM57 251H58V249H57ZM65 250H63V252H64ZM100 251V250H99ZM122 251V250H121ZM161 250H159V251H156L155 253H156V255H157V253H158V255H159V252H160ZM62 252V251H61ZM104 252V251H103ZM102 252V253H103ZM120 252V251H119ZM148 252V251H147ZM162 252V251H161ZM206 252V251H205ZM223 252V251H222ZM225 252H224V254H225ZM145 253H146V251H145ZM155 253H154V255H155ZM165 253V252H164ZM191 253V252H190ZM207 253H209V250H208V252ZM241 253V252H240ZM29 254V253H28ZM68 254V253H67ZM100 254H101V252H100ZM218 254V253H217ZM233 254H234V251H233ZM118 255V254H117ZM116 255V256H117ZM139 255V254H138ZM155 255V256H156ZM163 255V254H162ZM219 256H220V254H218ZM18 256V255H17ZM229 256V255H228ZM3 257V256H2ZM8 257H9V255H8ZM120 257V256H119ZM139 257H141V255H139ZM143 257H145V256H143ZM152 257V256H151ZM214 257L215 256H213L212 254H209L208 256H207V264H216V263H214L213 261H214ZM148 258V257H147ZM150 258V257H149ZM158 258H161V257H159L158 256ZM163 258V257H162ZM156 259V258H155ZM17 260H18V258H17ZM139 260H141V259H139ZM145 260V259H144ZM12 261V260H11ZM11 261L9 262H7L6 264H11ZM237 261V260H236ZM236 261H235V264H236ZM143 262V261H142ZM227 262H228V260H227ZM217 263H218V261H217ZM141 264V263H140ZM218 264H220V263H218ZM222 264H224L223 263V261H222ZM225 264H228V263H226L225 262ZM234 264V263H233Z\"/></svg>",
	"mask_w": 264,
	"mask_h": 264
}]
</instances>
